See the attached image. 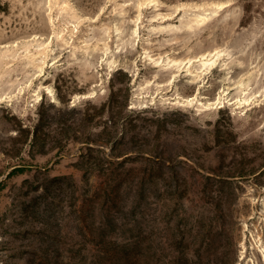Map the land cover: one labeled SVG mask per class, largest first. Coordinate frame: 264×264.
<instances>
[{"label":"rangeland","instance_id":"1","mask_svg":"<svg viewBox=\"0 0 264 264\" xmlns=\"http://www.w3.org/2000/svg\"><path fill=\"white\" fill-rule=\"evenodd\" d=\"M194 14L209 19L189 29ZM42 43L53 49L44 72L23 69L26 46ZM6 50L0 264H253L251 233L264 238V0H0ZM219 50L201 77L186 71ZM150 57L184 65L165 72ZM41 83L55 103L35 102ZM224 90L225 104L199 109Z\"/></svg>","mask_w":264,"mask_h":264},{"label":"bare ground","instance_id":"2","mask_svg":"<svg viewBox=\"0 0 264 264\" xmlns=\"http://www.w3.org/2000/svg\"><path fill=\"white\" fill-rule=\"evenodd\" d=\"M154 1L155 0H149V2H154ZM69 7H70L69 3L67 1H64L63 2V6H62V10H68ZM223 7H224V4H218L217 8L214 9L213 13H217L218 10L222 9ZM165 18L166 17L163 16L162 20H164ZM208 19H209V14H194L193 18L190 19V21L187 22L185 25H186L187 28L192 29L194 24H197V25L204 24ZM166 29H168L170 32H172V31L173 32H177V31H174L175 27H173L172 25H167L164 28H162L161 30H166ZM177 29L181 30L182 27H178ZM70 34H71V36L74 35V31H72ZM61 35H62L61 31L60 32H56L57 40H60V41L65 42L67 44L68 41ZM26 47H27V49L29 51L25 54L23 59L26 60L27 63L26 64H22V68L24 69L27 66H31L34 69H38L39 73H43L44 72V68H45L44 66L47 63L46 62V58H48L51 55L52 51H53V49H51L50 44L49 43H42L38 47H36L33 52L30 51V46L29 45H27ZM95 47H98V45H96ZM105 47L107 48V50H109L108 45L107 46L105 45ZM89 50L90 49H88V51ZM8 52H9L8 50H6L4 52L3 51L0 52V70H2L3 65H5V68H6V70L4 72H1V74H3L4 77L7 74V72L9 71L11 65L9 64V62L1 63V59L4 58V56L7 55ZM222 52H223L222 50H219V51H216V53H212L211 52L209 54H203L200 57L199 56L195 57V59H196V60L194 59L195 61H193L192 59L189 60L188 66H185L186 71L189 74H193L194 79L197 78V77H201V75L203 74V72L205 70H209L210 68L213 69V67L216 66L218 60L221 57ZM75 55H76V49L71 53L70 56H75ZM150 60L153 63L158 64L157 66H160V70L161 71H165V72H171V70H173L175 68H177V69L183 68L182 65H184L183 61H178V60L169 59V58L167 59V61H164V60L162 61L161 58L153 59L152 57H150ZM174 74L175 73H173L172 76ZM47 79L48 78L45 77L44 81H46ZM17 81H18V79L16 78L13 82L15 83ZM30 82H31V85L29 86V88L33 84V79H31ZM241 83H243V82H241ZM246 88H248V87H246ZM261 89H264V87H262ZM243 91L244 90L242 88L241 92H243ZM249 91H251V90H249ZM19 92H20L19 95H21V94L24 95V93L26 92L25 88L22 86L20 88ZM32 92L36 93L34 95L36 103L39 102L40 100H42L44 95H47L49 98H52L53 99V101H52L53 103H55V101H57L52 87L44 86L42 83L39 84L38 88L36 90H33ZM221 93H224V94L223 95L220 94V96L218 97L216 102H212V103H202V102H199V100L197 98L196 99L195 98H193V99L192 98H186V99L183 98L181 100L176 101V103L182 104V105H191L196 100L197 102H199V109L200 108H202V109H213V107H215V105L219 106L220 104H222V105L225 104V99L227 98L225 96V94H226L225 90L223 92H221ZM257 93H261V92H257ZM263 96H264V93L261 94V97H263ZM255 97H256L255 94H249V95L247 94L245 97H243L241 100H239V102H237L236 105H238L239 108H241V109L243 108V110H244L246 108V106L249 105L250 102L254 100L253 98H255ZM244 228L245 229L248 228L247 224H245ZM246 238H247L246 237V233H244V237H243V239H242V241L240 243V255H239L240 261H243V262L246 261L247 252L251 248L253 250V256H252L251 262L253 264H264V238L262 237L261 233H258V234H254V232L251 233V241H252V243L250 244V246H251L250 248L248 247V244L246 243V240H245ZM256 250H257V252L260 253V257L261 258H258L257 255L255 254ZM259 259H260L261 263H260ZM245 264H249V261H247Z\"/></svg>","mask_w":264,"mask_h":264},{"label":"trees","instance_id":"3","mask_svg":"<svg viewBox=\"0 0 264 264\" xmlns=\"http://www.w3.org/2000/svg\"><path fill=\"white\" fill-rule=\"evenodd\" d=\"M73 112H74V110H70V109H68V111H64V112H62V114H58V116H59V118L61 119V118H63L62 115H71ZM40 121H41L40 123H42L44 120L41 118ZM62 130H63V129H62ZM23 171H24L23 168H17V169H15V170H13V171L10 173V175H13V174H16V173H21V172H23Z\"/></svg>","mask_w":264,"mask_h":264}]
</instances>
